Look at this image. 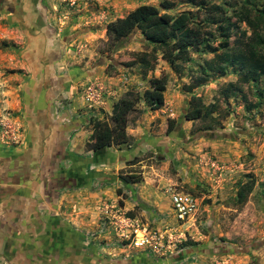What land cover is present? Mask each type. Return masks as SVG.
<instances>
[{"label":"rangeland","instance_id":"374dc122","mask_svg":"<svg viewBox=\"0 0 264 264\" xmlns=\"http://www.w3.org/2000/svg\"><path fill=\"white\" fill-rule=\"evenodd\" d=\"M164 2L175 16L201 4L222 11L202 14L219 21L205 30L208 45L174 64L158 53L144 76L136 57L153 45L135 31L114 46L107 27ZM242 7L264 10V0H0V186L20 170L9 169L18 156L4 153L29 150L31 186L47 179L59 227L32 230L37 212L5 211L0 192V264H264V77L244 82L238 64L218 73L209 63L248 42ZM157 81L166 92L153 111L144 93ZM128 91L139 94L133 142L88 151L91 119L109 122ZM193 97L213 105L209 116L185 118ZM183 194L196 212L180 222L172 196ZM138 229L150 245L136 246Z\"/></svg>","mask_w":264,"mask_h":264},{"label":"trees","instance_id":"16d2710c","mask_svg":"<svg viewBox=\"0 0 264 264\" xmlns=\"http://www.w3.org/2000/svg\"><path fill=\"white\" fill-rule=\"evenodd\" d=\"M174 6L172 2H164L160 8L143 5L107 27V37L114 46L121 44L135 31H140L148 42V47L153 45L152 50L139 53L136 57L144 76L154 70L159 60L158 53L162 60L174 64L187 59L191 49L208 45L205 41V30L217 25L219 21L214 18L203 19L202 14L222 11L219 7L201 4L195 15L183 12L175 16L169 13ZM239 15V21L252 30L248 42L236 53L225 49L216 54L209 63L211 69L218 73L225 72V65L236 63L240 66L243 81L251 82L264 77V10L242 7ZM230 27L228 25L227 30ZM165 92L164 83L154 82L152 88L144 93L145 103L153 111L161 109L164 106ZM138 103L139 94L128 91L114 104L109 122L98 118L91 119L93 132L86 144L87 150L98 152L112 146L131 144L134 138L127 133V126ZM212 109V104L206 106L193 97L185 118L190 121L200 120L209 116ZM174 127V122H171L168 131H172ZM250 190V184L239 190L240 206L246 203Z\"/></svg>","mask_w":264,"mask_h":264},{"label":"crops","instance_id":"0c3cea01","mask_svg":"<svg viewBox=\"0 0 264 264\" xmlns=\"http://www.w3.org/2000/svg\"><path fill=\"white\" fill-rule=\"evenodd\" d=\"M23 150H17L15 152L9 153L6 152L4 153L7 156L12 157L14 154L15 157L14 159L10 160L9 162L13 163V165L9 166V169H20L19 172L15 171V174H17L15 177H11L9 182V184H7L4 187L0 186V192H2V194L6 195V197L8 198L9 201H5L7 202L4 206V210H11L14 212V210H17V207H22L21 209L25 208V211L27 210L29 213H31L32 210H34V212H37L36 215H32L34 217V219L31 221V223L29 224L30 227H32V230L35 229V227H40L39 229H42L41 232H48V226L52 227L50 229H52L51 231H53L54 229L58 230V222L57 224H55V227L51 226L52 223L58 221L56 216H55V212L52 210V206L50 203H48V198L51 196H53L52 193H50L49 191H47V183L44 184V181L47 180L46 178H41L40 180V185L38 186V188H35L34 186H31V181L34 179L33 175H34V171L36 170L33 164V162H37V161H30L28 160L29 157V150L24 151V153H22ZM21 153V154H20ZM30 158H32L31 160H33L35 158V156L33 155V157L30 155ZM16 163V164H15ZM2 166H0V171H1ZM8 168H5V170ZM22 171L24 173H22ZM7 174V173H6ZM51 181V180H50ZM2 184V178L0 177V185ZM22 189V191L24 192L23 195H26L24 197H19L18 196V201L14 198L15 197L14 194H17V191L19 189ZM32 187L34 189L29 188ZM14 196V198H13ZM1 201V200H0ZM17 202H20L19 204H17ZM13 204V205H10ZM17 205V206H16ZM35 207V208H34ZM36 209V210H35ZM21 210H19L20 212ZM9 211H7V213L5 214L6 216L8 215ZM17 214V213H14ZM12 214V215H14ZM29 215V214H27ZM31 215V214H30ZM54 215V216H52ZM37 220V221H36ZM50 221V224H48V222ZM37 223H39V225L37 226ZM26 225V222H25ZM35 231V230H34ZM33 231V232H34ZM39 231V230H38ZM75 232H73L72 236L74 235ZM75 238V237H74ZM71 243V242H69Z\"/></svg>","mask_w":264,"mask_h":264},{"label":"built area","instance_id":"2783aa9c","mask_svg":"<svg viewBox=\"0 0 264 264\" xmlns=\"http://www.w3.org/2000/svg\"><path fill=\"white\" fill-rule=\"evenodd\" d=\"M172 206L176 214V218L180 222H185L192 218L196 212L195 200L189 195H173ZM135 244L136 246L150 245L154 240L151 234H147L142 230H135ZM141 233V234H140Z\"/></svg>","mask_w":264,"mask_h":264}]
</instances>
